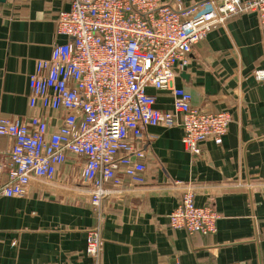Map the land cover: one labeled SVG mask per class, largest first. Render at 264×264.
<instances>
[{"label":"crops","instance_id":"crops-1","mask_svg":"<svg viewBox=\"0 0 264 264\" xmlns=\"http://www.w3.org/2000/svg\"><path fill=\"white\" fill-rule=\"evenodd\" d=\"M69 7L70 0H0V118L37 115L49 133L58 129L62 111L29 108L28 77L66 41L55 20ZM257 71L264 72V29L254 13L232 15L193 46L174 79L193 107L230 114L222 143L208 140L192 156L179 126L147 128L144 184L104 199L100 213L80 192L83 160L68 155L52 180L33 179L24 197L0 193V264H94L86 254L93 228L100 230V264H264V79L254 78ZM149 93L158 109L172 108L168 90ZM11 145L0 137L2 163ZM6 182L0 174V188ZM187 188L195 205L219 215L214 234L170 228L168 215Z\"/></svg>","mask_w":264,"mask_h":264},{"label":"built area","instance_id":"built-area-1","mask_svg":"<svg viewBox=\"0 0 264 264\" xmlns=\"http://www.w3.org/2000/svg\"><path fill=\"white\" fill-rule=\"evenodd\" d=\"M242 13H254L264 29V0H205L189 8L182 0H70L55 20L56 35L66 41L54 45L47 60H37L28 77L29 108L62 111L61 124L49 133L42 116L0 118V137L12 142L7 161H0L7 177L0 193L24 197L33 179L52 180L73 155L83 160L80 192L100 213L104 199L144 184L143 146L152 139L147 128L179 126L192 156L208 140L220 145L230 114L193 107L191 94L174 79L194 45ZM253 76L261 81L264 72ZM151 89L168 90L172 108L158 109ZM218 219L209 206L195 205L191 188L168 215L170 228L189 236L214 234ZM100 251V230L89 229L86 254L94 264Z\"/></svg>","mask_w":264,"mask_h":264},{"label":"water","instance_id":"water-1","mask_svg":"<svg viewBox=\"0 0 264 264\" xmlns=\"http://www.w3.org/2000/svg\"><path fill=\"white\" fill-rule=\"evenodd\" d=\"M181 78H186L187 79V76L185 74H181Z\"/></svg>","mask_w":264,"mask_h":264}]
</instances>
